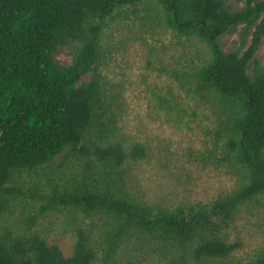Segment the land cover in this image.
<instances>
[{"label":"trees","instance_id":"1","mask_svg":"<svg viewBox=\"0 0 264 264\" xmlns=\"http://www.w3.org/2000/svg\"><path fill=\"white\" fill-rule=\"evenodd\" d=\"M143 3L158 6L175 35L207 48L172 77L214 118L223 160L239 166L241 179L205 204L150 205L125 189L124 166L146 151L118 132L122 89L104 72L103 37L110 20ZM238 26L239 44L226 53L218 39ZM263 43L264 0H245L238 11L225 0H0V221L16 195L40 201L25 227L0 222V264H116L137 241L174 264H264V253L235 259L239 246L227 234L241 207L264 202V65L252 68ZM70 44L73 63L59 68L49 54ZM88 72L90 81L76 86ZM64 150L68 163H83L70 178L54 179L46 169ZM23 177L32 180L24 191ZM57 210L102 221L92 223L100 237L78 228L64 252L35 228Z\"/></svg>","mask_w":264,"mask_h":264},{"label":"rangeland","instance_id":"2","mask_svg":"<svg viewBox=\"0 0 264 264\" xmlns=\"http://www.w3.org/2000/svg\"><path fill=\"white\" fill-rule=\"evenodd\" d=\"M244 3L245 0H225L230 11L240 10ZM241 29L238 26L233 33L218 39L224 52L238 46ZM103 45L104 72L122 89L118 132L128 143L140 142L146 151L144 159L129 161L124 166L122 179L126 191L150 205L175 207L205 204L238 186L239 166L223 160L226 153L216 135L214 118L197 109L194 101L184 98L172 77V71L188 62L199 63L207 54L206 46L195 38L180 37L167 29L161 20L160 8L154 3L140 4L110 20ZM76 50L74 44L57 45L49 59L59 68H69ZM255 64L264 65V43L254 55L252 68ZM91 77V72L86 73L76 86L89 82ZM66 152L46 169L54 179L61 175L68 179L80 170L83 162L68 163ZM47 178L50 177H41L40 181L46 183ZM20 181L24 191L32 180L23 177ZM25 195H16L9 202L5 220L0 221L3 228L10 225L23 228L28 217L36 213L40 201ZM92 223L98 226L102 221L57 210L39 219L35 228L67 252L78 228L92 229L93 239L100 237L99 229ZM227 234L229 242L238 243L233 254L238 261H251L264 253V202L254 201L241 207ZM146 244L127 242L116 264H174Z\"/></svg>","mask_w":264,"mask_h":264}]
</instances>
